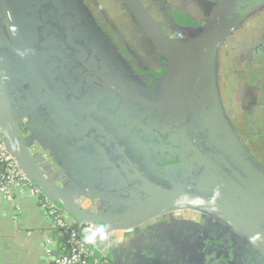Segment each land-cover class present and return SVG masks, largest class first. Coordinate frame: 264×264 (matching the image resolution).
I'll use <instances>...</instances> for the list:
<instances>
[{
  "label": "crops",
  "instance_id": "1",
  "mask_svg": "<svg viewBox=\"0 0 264 264\" xmlns=\"http://www.w3.org/2000/svg\"><path fill=\"white\" fill-rule=\"evenodd\" d=\"M0 1L14 13L18 28L23 19L40 33L39 60L46 69L40 71L28 51L29 61L10 34L9 42L0 44V79L44 179L67 200L86 188L112 211L127 210L132 181L117 147L138 174L168 188L165 178L154 182L157 172L168 170L165 148L146 117L136 113L145 104L163 105L170 74L143 18L149 29L166 34L172 28L175 39L187 42L202 34L220 0H110L109 6L102 0ZM111 8L121 13L120 20L111 17ZM225 9L238 25L215 55L220 106L242 149L264 171V0H233ZM81 18L97 33L73 34ZM26 61L36 66L29 69L46 92L35 91ZM89 126L108 141L90 133ZM239 132L247 143H256L262 162ZM216 225L200 213L178 211L135 232L119 231L118 243L106 230L110 242L97 249L111 264H229L215 249L224 245L216 239ZM63 242L64 234L38 198H0V264H54Z\"/></svg>",
  "mask_w": 264,
  "mask_h": 264
},
{
  "label": "water",
  "instance_id": "2",
  "mask_svg": "<svg viewBox=\"0 0 264 264\" xmlns=\"http://www.w3.org/2000/svg\"><path fill=\"white\" fill-rule=\"evenodd\" d=\"M232 1L220 0L202 34L187 42L171 38L157 27L149 29L143 18L145 14L142 15V26L152 43L165 53L170 74L163 105L157 107L145 104L148 109L145 107L141 111L136 110V113L146 117L145 121L152 125L153 132L160 137V145L167 151L165 160L168 170L157 172L158 177L154 176V182H162V178H165L169 187L164 188L159 186L163 185L161 183L156 185L146 180L135 171L132 160L114 146L120 160L129 168L132 181L129 191L133 194L127 210L112 211L102 199L94 197L86 188L79 190L73 200H67L44 179L38 164L28 152L22 138L21 122L15 117L0 79V132L3 140L28 179L65 210L75 223L101 226L110 233L135 232L155 219L189 210L200 213L205 220L211 218L215 223L222 222L235 235L245 239L251 251L258 252L264 258V171L242 149L224 116L214 72L216 52L238 25L234 15L226 13V4ZM10 34L29 60L28 53L22 48L14 13L0 1V44L6 45ZM134 103L139 104L138 101ZM86 129L102 141H108L91 126ZM183 144L185 150L182 149ZM189 172L195 173L197 177L186 179L184 184L178 185L176 180L180 176L186 177ZM198 177L219 185L223 190L221 198L234 203L241 217L191 192L190 185L196 184ZM82 195L101 202L97 214L79 207L76 199ZM225 245L215 248L219 258L236 259Z\"/></svg>",
  "mask_w": 264,
  "mask_h": 264
},
{
  "label": "built area",
  "instance_id": "3",
  "mask_svg": "<svg viewBox=\"0 0 264 264\" xmlns=\"http://www.w3.org/2000/svg\"><path fill=\"white\" fill-rule=\"evenodd\" d=\"M26 196L38 198L40 206L56 220L57 227L64 234L63 248L61 254L55 258L54 264H65V258H67V264H107L100 257L97 247L82 245V231L101 226L75 223L65 210L57 206L40 188L35 186L20 168L0 132V198L15 202ZM76 203L82 210L94 214L99 212L101 206L100 201H93L83 195L76 199ZM117 234L118 232H111L110 237L118 243L120 239Z\"/></svg>",
  "mask_w": 264,
  "mask_h": 264
},
{
  "label": "flooded vegetation",
  "instance_id": "4",
  "mask_svg": "<svg viewBox=\"0 0 264 264\" xmlns=\"http://www.w3.org/2000/svg\"><path fill=\"white\" fill-rule=\"evenodd\" d=\"M73 20H77V18L72 17ZM83 18H81L82 20ZM22 24L20 25V34L22 35V38L24 39L26 45L24 44V48L25 51L28 53L32 52L34 56H36L37 58L34 60L36 62V66L37 68L41 71V68L46 69V62L43 60H39L40 59V43L39 41V32L35 31L36 29L31 28V23L29 22H25L23 19L21 20ZM25 23H30L29 24H25ZM79 27L80 28H76V32H73V34H82L83 36L85 34H87L88 36H92L93 33H97L93 30V28H90V26L88 27L87 24L84 23V20H82V22H80ZM80 30V32H79ZM165 33L166 35H168L171 38H176L175 33L173 31L172 28H166L165 29ZM99 33V32H98ZM100 34V33H99ZM35 41V42H34ZM28 59V58H27ZM30 61V58H29ZM40 64L39 65V62ZM29 63L26 61L25 62V68L27 69L26 71H28L29 73H31V71L35 70L36 66L34 65H28ZM29 67H31V71L29 69ZM37 70V69H36ZM47 72L45 70V76L44 79L47 78ZM31 77L32 80H34V82L36 83L34 86L35 91L41 92L42 88L43 90L45 89L46 92V84L45 87L41 86L42 85V80H39L38 77L36 80L34 78V76L31 73ZM49 77V76H48ZM39 81V82H38ZM42 87V88H41ZM34 91V92H35ZM38 92H35L37 94H40ZM9 98V97H8ZM10 100V99H9ZM12 106V103H11ZM1 115V114H0ZM1 118V116H0ZM151 128L152 125H150ZM183 150L186 149L185 145L183 144L182 147ZM165 154H167V151L165 152ZM196 163H198L196 161ZM190 173V172H189ZM189 173H187L186 177L184 176H180L179 180H176V182L178 183V185L180 184H184L186 181V179H190V178H195L197 177L195 173H190V175H188ZM185 174V173H184ZM197 183L194 185H190L191 186V192H196L197 194L206 197L208 200L213 201L215 203H218L220 206H222L226 211H228L229 213H234L236 216L241 217L239 214L240 211L238 209H236L234 207V203H232L231 201H229L227 198L222 199L221 195L223 190H221V188L219 187V185H217L216 183H213L211 181H207V180H203V178H199L196 179ZM237 211V212H235ZM238 213V214H236ZM214 234L216 236V239H222V241L226 244V248L228 250V252L234 254V256H236V259H234L233 257L230 259H225L226 263L229 264H264V258L262 255H260L258 252H254L251 251L250 249V244L243 238L239 237L238 235H235L234 232L231 229H228L227 226L223 225L222 222H217V225L214 228ZM234 236V237H233ZM235 238V241H234ZM231 254V255H232Z\"/></svg>",
  "mask_w": 264,
  "mask_h": 264
},
{
  "label": "clouds",
  "instance_id": "5",
  "mask_svg": "<svg viewBox=\"0 0 264 264\" xmlns=\"http://www.w3.org/2000/svg\"><path fill=\"white\" fill-rule=\"evenodd\" d=\"M110 242L108 232L103 227H96L94 229H86L82 231V245H89L92 247H98L100 244H106ZM76 259V257H73ZM65 264H67V258H65Z\"/></svg>",
  "mask_w": 264,
  "mask_h": 264
},
{
  "label": "rangeland",
  "instance_id": "6",
  "mask_svg": "<svg viewBox=\"0 0 264 264\" xmlns=\"http://www.w3.org/2000/svg\"><path fill=\"white\" fill-rule=\"evenodd\" d=\"M103 1V3L105 4V5H107V6H109L110 5V0H102ZM110 15H111V17H113V18H115V19H119L120 20V18H121V13L119 12V11H117L116 10V8H111L110 9ZM125 30H123L122 31V33L124 32ZM232 120V119H231ZM232 122V124L234 125V122L233 121H231ZM235 126V125H234ZM239 136H240V138H241V141H242V143H246V145L245 146H247V150L258 160V161H260V162H262V159L260 158V157H257V155H256V150H257V148H258V146H255V144L256 143H252V141H248V143H247V141H245V136L243 135V134H241L240 132H239Z\"/></svg>",
  "mask_w": 264,
  "mask_h": 264
},
{
  "label": "trees",
  "instance_id": "7",
  "mask_svg": "<svg viewBox=\"0 0 264 264\" xmlns=\"http://www.w3.org/2000/svg\"><path fill=\"white\" fill-rule=\"evenodd\" d=\"M105 260H106L107 264H111L107 259H105Z\"/></svg>",
  "mask_w": 264,
  "mask_h": 264
}]
</instances>
